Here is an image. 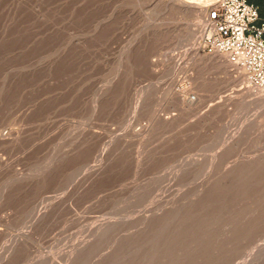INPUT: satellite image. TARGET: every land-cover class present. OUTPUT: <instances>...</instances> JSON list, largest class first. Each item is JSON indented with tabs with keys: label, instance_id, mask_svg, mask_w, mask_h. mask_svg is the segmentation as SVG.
I'll use <instances>...</instances> for the list:
<instances>
[{
	"label": "rangeland",
	"instance_id": "rangeland-1",
	"mask_svg": "<svg viewBox=\"0 0 264 264\" xmlns=\"http://www.w3.org/2000/svg\"><path fill=\"white\" fill-rule=\"evenodd\" d=\"M159 6L0 0V264H264V111Z\"/></svg>",
	"mask_w": 264,
	"mask_h": 264
},
{
	"label": "built area",
	"instance_id": "built-area-1",
	"mask_svg": "<svg viewBox=\"0 0 264 264\" xmlns=\"http://www.w3.org/2000/svg\"><path fill=\"white\" fill-rule=\"evenodd\" d=\"M203 9L199 51L222 55L242 75V87L264 96V16L258 5L248 0H212Z\"/></svg>",
	"mask_w": 264,
	"mask_h": 264
},
{
	"label": "bare ground",
	"instance_id": "bare-ground-1",
	"mask_svg": "<svg viewBox=\"0 0 264 264\" xmlns=\"http://www.w3.org/2000/svg\"><path fill=\"white\" fill-rule=\"evenodd\" d=\"M210 1L212 0H150V2L153 3V5L155 3H158L159 5L162 6V8L168 9V11L169 10L171 11L173 9L174 11H178L179 14L181 13L184 15H188L190 17V22H191L190 25L186 27V30H184L183 34L178 38L179 42L180 41L187 42L190 45V48L186 49L183 52L184 58L182 59V61L185 60L186 67L187 65H189V66L199 68L203 72L212 71L214 73H217L218 75H221L219 78L222 79L226 83V85H233V87L234 86L238 87L235 93L239 94L241 97L253 95L256 105L257 106L261 105L258 108V110L264 111V96L256 94L242 87L241 86L243 85L242 75L236 70H234L222 55H219V54L204 55L198 49L197 34H199L202 31L203 24H204L203 7L206 4H208ZM230 91H232V89H230ZM232 93L233 92H230V95L228 96V98H233L236 96V95H232ZM180 104L182 105V107H185L187 109H192L191 106L193 104V101L189 99L186 101L180 100ZM260 112L261 111H259V113ZM100 155H103V154L100 153Z\"/></svg>",
	"mask_w": 264,
	"mask_h": 264
},
{
	"label": "crops",
	"instance_id": "crops-1",
	"mask_svg": "<svg viewBox=\"0 0 264 264\" xmlns=\"http://www.w3.org/2000/svg\"><path fill=\"white\" fill-rule=\"evenodd\" d=\"M257 5V4H256ZM258 7H259V5H258ZM261 16H264V15H261Z\"/></svg>",
	"mask_w": 264,
	"mask_h": 264
},
{
	"label": "trees",
	"instance_id": "trees-1",
	"mask_svg": "<svg viewBox=\"0 0 264 264\" xmlns=\"http://www.w3.org/2000/svg\"><path fill=\"white\" fill-rule=\"evenodd\" d=\"M249 2H252V1H250V0H248ZM253 3V2H252Z\"/></svg>",
	"mask_w": 264,
	"mask_h": 264
}]
</instances>
